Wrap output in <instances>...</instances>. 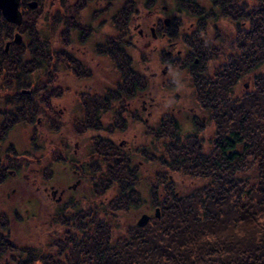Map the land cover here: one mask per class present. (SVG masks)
Returning a JSON list of instances; mask_svg holds the SVG:
<instances>
[{
    "label": "flooded vegetation",
    "instance_id": "af4514ba",
    "mask_svg": "<svg viewBox=\"0 0 264 264\" xmlns=\"http://www.w3.org/2000/svg\"><path fill=\"white\" fill-rule=\"evenodd\" d=\"M15 1L11 0V5ZM16 2L19 19L14 14L8 18L0 7V206L55 203L60 204L61 212L75 219L80 210L110 203L117 189L129 187L111 183V173L124 157L132 155L135 159L133 154L144 150L142 125H147L149 119H143L142 113L152 115L153 99L149 97L147 103L143 98L146 77L133 68L129 49L135 50L136 43L152 47L154 62L163 64L162 77L174 67L190 77L205 79L203 54L186 48L210 46L206 33L219 20L222 2ZM35 31L40 32L39 55H22L20 48L30 47ZM113 48L118 49L117 55ZM8 59L18 61L15 69L19 70L8 71L3 64ZM108 67H114L117 74L112 84ZM173 83L166 79L164 85ZM192 118L200 128L205 124L206 117ZM155 121L144 134L154 139L151 144L157 143L164 123L178 128L177 120L169 114ZM17 130L23 136H14ZM130 131L134 136L139 134L140 141L126 149ZM136 162L140 168L136 169L134 187L144 203L141 199L146 194L148 184L144 181L149 169L142 167L141 160ZM111 190L115 191L112 198ZM144 198L150 203L148 196ZM77 203L87 208H75ZM13 204L0 218V230L18 218ZM19 251L7 231H0V257L14 256Z\"/></svg>",
    "mask_w": 264,
    "mask_h": 264
},
{
    "label": "trees",
    "instance_id": "16d2710c",
    "mask_svg": "<svg viewBox=\"0 0 264 264\" xmlns=\"http://www.w3.org/2000/svg\"><path fill=\"white\" fill-rule=\"evenodd\" d=\"M248 1L221 0L218 14L236 26L232 42L238 41L239 52L205 79L191 77L195 104L213 124L207 147L197 131L181 141L176 126L164 123L157 141L164 140L162 152L133 154L142 167L159 169L143 179L144 203L134 187L140 165L127 155L111 183L129 187L117 189L110 203L80 210L75 219L61 212L50 224L49 253L28 242L6 264H264V72L258 70L264 61V0ZM39 35L31 33L22 55H39ZM193 50L203 54L204 69L205 50L217 52L201 44L186 48ZM17 63L3 62L10 72L19 70ZM252 70L258 71L250 89L234 96L238 81ZM179 177L190 181L188 189L178 188ZM141 205L158 208L159 217L153 214L144 227L120 224L119 214L130 215Z\"/></svg>",
    "mask_w": 264,
    "mask_h": 264
},
{
    "label": "rangeland",
    "instance_id": "374dc122",
    "mask_svg": "<svg viewBox=\"0 0 264 264\" xmlns=\"http://www.w3.org/2000/svg\"><path fill=\"white\" fill-rule=\"evenodd\" d=\"M162 2H165V0H161ZM247 3L250 2L247 0ZM249 23L247 22L244 26V28H248ZM207 40L209 41V45L212 46L211 48L217 49L216 53H212L209 50H206L207 53V62L205 66V72L206 77L211 74L217 67L221 65H225L227 63L226 58L229 55H233L235 53H238V41L236 44L232 42V39L237 37L236 35V26L233 24L231 19L229 17H220L219 20L209 26V29L207 31ZM132 37L136 38V34L132 33ZM223 38V39H221ZM135 43V42H134ZM140 43H136V49L133 50V48L129 49V54L132 56L135 66L133 68H136L142 74L146 77V85L143 88V92L145 93L143 95V98L149 102V97H151L153 100L151 103H153V108H151L152 115L146 116L145 113H142L143 119L148 118L149 122L147 125L143 123L142 125V142H143V149L145 151H149V153H153L156 156H158L162 152V142H159L158 144L154 141H152V144L155 145V147H152L150 142L151 138L150 134H147L148 137H146L144 134H146V129H149V127H153L156 123V119H159V122L164 115L174 116L178 123L177 128V134L180 136L179 138L181 141L184 140V137L188 136V134L195 133L196 131L203 139L204 147H207L206 138L210 137L212 134V123L208 121V116L206 112H201L198 108V106L195 104L194 101V89L192 87V80L191 77L187 72L177 70V68L169 67L168 72L165 74V76L162 77L161 69L163 68L162 63L154 62L155 61V55H152L151 49L152 47L143 48L140 46ZM206 48V49H211ZM146 55L149 57V59L146 58ZM108 67L107 69V75L110 78V83L114 81L115 76V69L114 67ZM260 71L264 72V61L260 65L259 69ZM258 70H252L243 78L238 81V84L233 89V95L239 94V92H243L245 90H249L250 86L252 85V77L255 73H257ZM156 74V76H155ZM170 79L174 83L172 86H165V80ZM164 85V86H163ZM139 103V102H138ZM196 115L198 118H205V124L202 125L200 128L199 126L195 125L192 121V116ZM65 118V117H64ZM151 118V119H150ZM153 124V125H152ZM138 130H140L138 128ZM131 131L129 132L128 140L126 149L132 148L136 146V142L140 141V135L136 134L134 136ZM14 136L20 137L23 136L22 133L15 131ZM21 139V138H20ZM167 142V141H166ZM22 143V142H21ZM129 147V148H128ZM139 159V156L135 158V160ZM153 166V165H152ZM149 172H146V174H151L153 169L159 170L156 165H154L151 168H148ZM144 175H142L143 177ZM177 186L181 189H188L190 181L188 179L184 178H176ZM191 187V186H190ZM115 195V191L111 190L109 197L112 198ZM5 204V203H4ZM13 203H9V205H12ZM99 204H107V203H96V205ZM0 206V218L7 214L8 206ZM63 205V204H61ZM146 205V204H145ZM145 205L139 206L138 210H130V215H123L119 214V221L120 224L133 222L136 223V221L139 219V217L146 213L150 216L154 214V210H149L145 208ZM14 209H16V212L18 213V218H16V221H12L11 224L6 228L0 230L2 233H7L10 235L13 243H15L18 246H24L28 245L29 243H33L35 246H39V249L41 248L42 253H49V250L45 248L46 242L49 241L50 237H47V235L51 232H49L50 224H55V218L57 215L60 214L62 211L60 209V204L55 203H14L13 204ZM75 208H87V206L84 203H77L75 205ZM74 208V209H75ZM72 210V209H71ZM58 211V213H57ZM17 222V223H16ZM56 225L53 226V229ZM9 229L10 232L7 230ZM52 229V230H53ZM57 229V227L55 228ZM41 235V236H40ZM53 251V250H51ZM11 262V256L10 255H3V257H0V263H10ZM41 261L35 262L34 264H41Z\"/></svg>",
    "mask_w": 264,
    "mask_h": 264
},
{
    "label": "water",
    "instance_id": "95a60500",
    "mask_svg": "<svg viewBox=\"0 0 264 264\" xmlns=\"http://www.w3.org/2000/svg\"><path fill=\"white\" fill-rule=\"evenodd\" d=\"M17 1V0H16ZM15 1V3L13 5H11V0H0V7H2L4 10V14L5 16H7L8 18H13V14L14 16L18 17V19L20 18L18 15V11L16 9V5L17 2ZM154 216L155 217H159V209L156 208L154 210ZM150 216L146 213L142 214L139 219L136 221V224L139 227H144L148 222H149Z\"/></svg>",
    "mask_w": 264,
    "mask_h": 264
}]
</instances>
